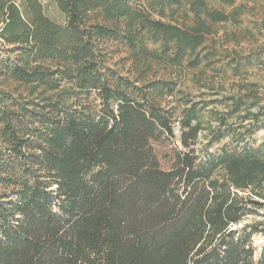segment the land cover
I'll return each mask as SVG.
<instances>
[{"label":"trees","instance_id":"obj_1","mask_svg":"<svg viewBox=\"0 0 264 264\" xmlns=\"http://www.w3.org/2000/svg\"><path fill=\"white\" fill-rule=\"evenodd\" d=\"M236 1L0 0V264H264V94L219 115L154 72L209 66Z\"/></svg>","mask_w":264,"mask_h":264},{"label":"rangeland","instance_id":"obj_2","mask_svg":"<svg viewBox=\"0 0 264 264\" xmlns=\"http://www.w3.org/2000/svg\"><path fill=\"white\" fill-rule=\"evenodd\" d=\"M44 15L55 23L64 22L63 15L56 8L52 0H39ZM216 8L223 9L226 13L233 9L237 10V23L227 22L215 27L216 34L207 39L206 46L214 48V54L210 59V65L201 69L189 70L171 68L169 66H155L154 72L157 78L172 80L177 83L175 90V102H181L182 95L191 99L200 96L209 102L208 110L215 114L226 113L232 104L231 97L238 99L244 96L245 86L254 84L259 96L264 94V30H261V19L264 14V0H237L232 8L212 4ZM181 13L175 16L179 24L182 23ZM104 68L123 75L130 66L124 64L126 54L121 48L114 44H104ZM237 59L241 65L240 74H236L233 59ZM250 58V63H247ZM257 58V59H256ZM166 67V68H165ZM252 97V96H251ZM249 98V97H248ZM168 100H172L169 98ZM212 102V103H211ZM256 103L258 106L264 104L262 100L257 101L254 97L248 99L247 104ZM249 106V105H248ZM252 112L257 109L251 108ZM234 120V119H233ZM212 127L216 123L211 124ZM256 146L264 144V128L257 131L252 138ZM228 143L224 140L214 145L212 151ZM250 220H246V223ZM264 237H255V243L260 245Z\"/></svg>","mask_w":264,"mask_h":264}]
</instances>
